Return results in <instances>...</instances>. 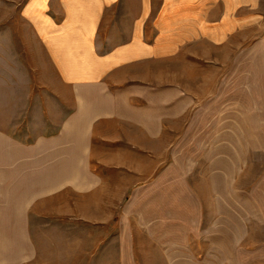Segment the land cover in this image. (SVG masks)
<instances>
[{
  "label": "crops",
  "instance_id": "1",
  "mask_svg": "<svg viewBox=\"0 0 264 264\" xmlns=\"http://www.w3.org/2000/svg\"><path fill=\"white\" fill-rule=\"evenodd\" d=\"M262 2L0 0V19L26 22L53 71L55 97L70 106L56 133L28 138L15 134L13 111L0 106V264H44L47 216L55 226L76 220L70 211H93L103 169L146 180L156 177L161 162H173L174 147L189 145L190 117L205 92L204 61L237 48ZM28 127L40 132L39 124ZM243 130L252 133L253 126ZM196 140L198 146L221 144L210 136ZM213 159L214 179L231 169ZM67 191L84 202L65 204L70 214L64 217L56 199ZM210 209L216 219L218 204ZM205 210L203 201L201 236ZM81 218L109 222L93 214ZM122 252L117 257L125 260ZM198 254L197 264H206L205 251Z\"/></svg>",
  "mask_w": 264,
  "mask_h": 264
},
{
  "label": "rangeland",
  "instance_id": "2",
  "mask_svg": "<svg viewBox=\"0 0 264 264\" xmlns=\"http://www.w3.org/2000/svg\"><path fill=\"white\" fill-rule=\"evenodd\" d=\"M253 15L252 31L237 48L204 61L205 92L190 117L189 145L175 146L173 162H161L152 179L103 169L93 211H70L76 220H56L55 226L47 216L44 264H197L204 251L206 264H264V2ZM54 81L26 22L0 19V106L13 111L17 136L57 132L70 106L55 97ZM32 123L40 132L29 129ZM250 125L252 133L243 130ZM201 135L221 144L198 146ZM214 155L223 162L217 159L218 167L231 168L220 169L215 179ZM138 186L147 191L134 193ZM56 202L66 217L65 204L83 203L84 197L67 191ZM85 213L109 222L87 223ZM122 251L125 260L117 257Z\"/></svg>",
  "mask_w": 264,
  "mask_h": 264
}]
</instances>
